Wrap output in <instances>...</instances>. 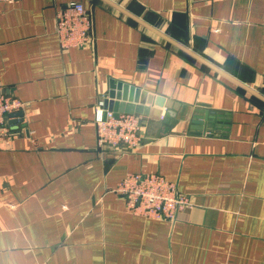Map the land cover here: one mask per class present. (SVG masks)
<instances>
[{
    "label": "crops",
    "instance_id": "obj_1",
    "mask_svg": "<svg viewBox=\"0 0 264 264\" xmlns=\"http://www.w3.org/2000/svg\"><path fill=\"white\" fill-rule=\"evenodd\" d=\"M110 1L264 97V0ZM71 2L92 18L87 47L60 46ZM111 80L171 100L175 124L140 115L137 149L99 148ZM0 91L25 102L0 141V264H264V102L229 78L105 0H17L0 2ZM200 105L223 117L212 135L191 129ZM132 173L193 205L134 213L114 191Z\"/></svg>",
    "mask_w": 264,
    "mask_h": 264
},
{
    "label": "built area",
    "instance_id": "obj_2",
    "mask_svg": "<svg viewBox=\"0 0 264 264\" xmlns=\"http://www.w3.org/2000/svg\"><path fill=\"white\" fill-rule=\"evenodd\" d=\"M17 0H0L13 3ZM92 18L81 2H71L56 14L55 30L63 49L83 48L91 44ZM25 102L0 91V141L10 139L19 127V113ZM96 140L99 148L135 150L143 142V118L137 114L118 113L96 107ZM134 213L152 220L174 221L177 214L193 205L192 197L181 193L174 182L157 173H132L116 186Z\"/></svg>",
    "mask_w": 264,
    "mask_h": 264
},
{
    "label": "water",
    "instance_id": "obj_3",
    "mask_svg": "<svg viewBox=\"0 0 264 264\" xmlns=\"http://www.w3.org/2000/svg\"><path fill=\"white\" fill-rule=\"evenodd\" d=\"M105 1L109 2L117 9L128 14L129 16L137 20L139 23H141L143 26H145L146 28H148L149 30L153 31L155 34L160 36L161 38L174 44L175 46L185 51L186 53L190 54L192 57L201 61L205 65L209 66L216 72L229 78L231 81L235 82L242 89L248 91L254 97L264 102V97L261 94L257 93L254 90H251L244 84L235 80L233 77L219 70L217 67L213 66L208 61L198 56L194 52L190 51L186 47L182 46L181 44L175 42L174 40H172L171 38L160 32L156 28L148 25L147 23H145L144 21L138 18H135L129 12L125 11L124 9H122L115 3L111 2L110 0H105ZM152 103H154V106L158 108L151 109L149 106L152 105ZM200 106L203 108H198L196 114L193 116L191 129L193 133L199 135H203V134L212 135L216 122L218 121V123H220L223 117H221V115H218L215 112L206 110L205 105H200ZM104 108L108 109L109 111H114L116 114L128 113V114L143 115L145 119L148 116L153 120H159L161 119V117H163L162 119L165 123L173 126L175 124V120L172 121V119L175 118V111L177 110L178 105H174L171 100H166L165 98H161L159 96L154 97L152 94L142 92L139 88H136L134 86L111 80L108 98L105 99L104 101ZM163 108L167 109V112H165L164 116L162 111ZM22 115H23L22 112L19 113V116Z\"/></svg>",
    "mask_w": 264,
    "mask_h": 264
},
{
    "label": "rangeland",
    "instance_id": "obj_4",
    "mask_svg": "<svg viewBox=\"0 0 264 264\" xmlns=\"http://www.w3.org/2000/svg\"><path fill=\"white\" fill-rule=\"evenodd\" d=\"M17 116L19 117L18 123L21 125L22 120H23V115L22 116H19V114H18ZM18 128L14 131V134H13V136L10 139H12L13 137H15L20 132V130ZM10 139H6V140H10Z\"/></svg>",
    "mask_w": 264,
    "mask_h": 264
}]
</instances>
